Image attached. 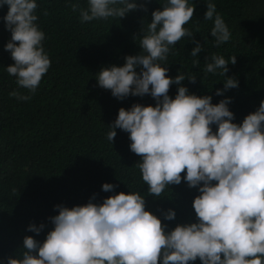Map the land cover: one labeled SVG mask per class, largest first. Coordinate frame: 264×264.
I'll list each match as a JSON object with an SVG mask.
<instances>
[{
	"label": "clouds",
	"instance_id": "1",
	"mask_svg": "<svg viewBox=\"0 0 264 264\" xmlns=\"http://www.w3.org/2000/svg\"><path fill=\"white\" fill-rule=\"evenodd\" d=\"M65 2L79 13L81 23L147 10L137 0H86V7L79 0ZM159 3L162 10H154L151 23L149 16L141 28V53L126 56L123 66L101 68L95 80L119 100L130 95L155 100V106L134 103L127 110L120 108L106 139L112 144L116 129L129 134V148L140 157L135 166L148 195L161 197L182 179L196 188L199 195L192 202L196 222L167 231L161 219L145 210L144 195L116 194L117 185L104 183L102 191L113 195L102 203H94L93 196L84 205H56L58 215L49 217L53 228L43 242L25 236L22 249L0 264H190L197 259L200 264H264V100L237 124L228 107L231 98L213 104L212 96L199 97L181 86L185 79L196 83L197 76L181 71L174 78L168 76L166 62L173 46L181 38L193 37L185 25L193 18L195 4L194 0ZM5 6L8 10L0 20L11 39L4 50L14 61L5 69L17 85L9 95L28 101L51 66L43 46L45 33L37 23L38 3L0 0V9ZM206 9L204 20L212 22V41L217 47L227 46L231 32L214 0H208ZM192 42L193 63L205 74L225 77L223 89L215 95L238 88V80L226 76L236 63L235 49L230 46L227 52L207 56L204 67L199 54L203 45ZM170 85L178 86L174 98L168 94ZM162 215L167 221L176 217L172 209ZM45 227L30 224L27 231L39 235Z\"/></svg>",
	"mask_w": 264,
	"mask_h": 264
},
{
	"label": "trees",
	"instance_id": "2",
	"mask_svg": "<svg viewBox=\"0 0 264 264\" xmlns=\"http://www.w3.org/2000/svg\"><path fill=\"white\" fill-rule=\"evenodd\" d=\"M207 2L194 0L193 18L185 25L193 37L181 38L173 46L167 75L174 78L181 71L197 76L196 83L185 79L181 86L199 97L212 96L213 104L231 98L228 107L233 123L239 124L264 100V0H214L231 32L228 45L219 47L209 33L212 22L204 20ZM37 3V23L45 33L43 46L51 66L28 101L9 95L17 90L15 77L5 69L14 63L4 50L11 33L0 20V260L14 257L25 236L43 242L53 228L49 217L58 215L56 205H84L93 196L94 203H102L113 195L102 191L104 183L117 185L116 194L138 191L144 195L145 210L161 219L167 231L196 222L192 207L199 195L196 188H189L182 179L179 185H169L161 197L148 195V186L135 166L140 157L129 148V134L116 129L113 143L106 139L120 108L127 110L134 103L155 106V100L149 95L119 100L95 80L101 68L123 66L126 56L141 53V28L149 16L151 23L154 10H162L159 0H137L147 10L138 8L121 19L86 23L79 21V13L65 0ZM79 4L86 7V0ZM7 10V6L0 9V17ZM192 41L203 45L199 54L204 67L207 56L227 52L230 46L235 49L236 63L226 76L236 78L238 88L215 95L223 89L225 77L205 74L193 63L195 58L189 53L196 44ZM177 87L170 85V97H175ZM19 91L29 95L26 89ZM212 127L215 131L216 126ZM168 209L176 213L172 221L163 218ZM41 223L46 227L39 235L27 231L30 224Z\"/></svg>",
	"mask_w": 264,
	"mask_h": 264
}]
</instances>
